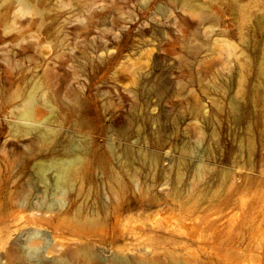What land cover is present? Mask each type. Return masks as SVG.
Returning <instances> with one entry per match:
<instances>
[{"label":"rangeland","instance_id":"obj_1","mask_svg":"<svg viewBox=\"0 0 264 264\" xmlns=\"http://www.w3.org/2000/svg\"><path fill=\"white\" fill-rule=\"evenodd\" d=\"M34 84L55 131L35 147L12 133ZM0 128L16 199L35 160L114 151L69 186L77 219L0 227V264H264V0H0ZM132 180L147 203L114 212Z\"/></svg>","mask_w":264,"mask_h":264},{"label":"bare ground","instance_id":"obj_2","mask_svg":"<svg viewBox=\"0 0 264 264\" xmlns=\"http://www.w3.org/2000/svg\"><path fill=\"white\" fill-rule=\"evenodd\" d=\"M40 94L41 96H39ZM17 97H22L21 98L22 100L19 104H16L17 105L15 108L16 110L13 111L12 114L15 115L17 120H19L20 122L13 123L14 124L13 129L15 132L12 133H14V136L30 139L32 131L36 129L37 135L32 138L33 147H35V143L39 144L37 138L41 140L42 145L44 146L48 145L52 139L51 137H53V132L55 131H53L48 125H46L47 117L49 115L47 114L46 118L43 119L42 108H37V106H39L38 97H40L46 105L49 104L50 106V103H52L51 100L49 101L50 98L46 96L45 90L43 91V87L40 84L37 85L34 84L29 89L28 92H25L24 90L19 91L17 93ZM52 109L54 108L51 107L50 110L52 111ZM41 123L43 124L42 127L38 125ZM12 127L13 126H11V128ZM1 134H2V130L0 128V137ZM10 141L11 139H8L7 142ZM99 144L100 143H98V145ZM5 148H6V144L4 145V149ZM82 148L81 146H77L74 143V145L70 146V148L65 150L64 152L65 156L63 158L60 159L50 158L49 160L40 159L37 161L35 160V163L33 164L35 167V174L38 182L41 185L40 189L38 190L39 194L38 196L36 195L37 197L35 196L37 198L35 200H31L32 198H30L29 194H23V196L21 197L19 196L20 198L16 199L15 197L16 191L9 190L8 178L4 177V175H0V227L19 226L23 223L24 220H29L33 224L49 225L52 224L55 220H61V218L58 219V217H62V214L69 212V210H75L76 212L75 219L79 217L78 215L84 213L85 212L84 207L81 206L80 208L79 205L77 208V205L75 203L66 202L69 192V186L73 182L75 176L78 174L81 176L82 172L87 175H90L91 173L93 172L96 173V171H98L99 173H101V177H103L102 175L103 172L109 170L108 167L109 158L114 157V151L113 148L107 150L104 149L103 147L97 146L93 154V160H92L93 163H88L87 166H84L83 163L84 159L81 154ZM29 150H32V148H30ZM51 150H52L51 148H48L47 151H51ZM131 152H132L131 149H129L128 147L126 153L130 155ZM33 161H34L33 155L29 154L24 158H22V160L19 162L18 165L20 169L25 170L28 167V165H31L33 163ZM30 179L33 180L32 178ZM134 185L135 183L132 180L126 186L125 197L127 196V198L124 197V199L121 202L113 205L114 212L131 211L133 209L134 204L147 203L136 193ZM28 189L29 188H27V190ZM115 190L117 189L114 188L112 189V191ZM28 191H30V189ZM16 207H22V209H32V210L36 209L37 211L31 213L30 215L28 214L24 215L22 214V209L16 211L17 210V209L15 210ZM38 210L48 212V215L44 214V216L41 217L40 216L41 214H37ZM53 212L55 214H52ZM56 216L58 217L56 218ZM35 235L36 233L35 234L30 233L29 238H27L26 241H32ZM27 255H30V257L32 258L37 257L39 256V249L35 246H32L30 250L27 252Z\"/></svg>","mask_w":264,"mask_h":264}]
</instances>
